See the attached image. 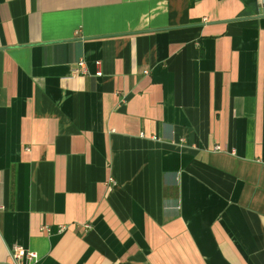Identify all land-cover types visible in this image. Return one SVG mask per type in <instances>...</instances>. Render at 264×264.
<instances>
[{"label": "crops", "instance_id": "0c3cea01", "mask_svg": "<svg viewBox=\"0 0 264 264\" xmlns=\"http://www.w3.org/2000/svg\"><path fill=\"white\" fill-rule=\"evenodd\" d=\"M0 207V264H264L263 1L0 0Z\"/></svg>", "mask_w": 264, "mask_h": 264}, {"label": "built area", "instance_id": "2783aa9c", "mask_svg": "<svg viewBox=\"0 0 264 264\" xmlns=\"http://www.w3.org/2000/svg\"><path fill=\"white\" fill-rule=\"evenodd\" d=\"M263 4H264V0ZM96 65L98 67L97 75L102 74L101 70V61H97ZM74 74L77 73H88L87 66L84 60H80L78 62L77 67L73 70ZM1 209V207H0ZM86 227H90V224H86ZM38 254L34 251L27 250L23 246L20 245H13L11 248V261L10 264H35L38 261Z\"/></svg>", "mask_w": 264, "mask_h": 264}]
</instances>
